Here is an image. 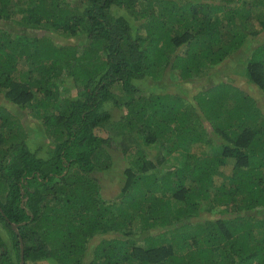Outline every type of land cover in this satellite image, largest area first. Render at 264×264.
<instances>
[{
    "label": "trees",
    "instance_id": "trees-1",
    "mask_svg": "<svg viewBox=\"0 0 264 264\" xmlns=\"http://www.w3.org/2000/svg\"><path fill=\"white\" fill-rule=\"evenodd\" d=\"M262 28L264 0H0V264H20V237L24 264H85L94 236L86 264H264V40L243 71L259 95L222 78L189 96L138 82L200 77ZM116 145L129 164L108 201L90 173Z\"/></svg>",
    "mask_w": 264,
    "mask_h": 264
},
{
    "label": "rangeland",
    "instance_id": "rangeland-1",
    "mask_svg": "<svg viewBox=\"0 0 264 264\" xmlns=\"http://www.w3.org/2000/svg\"><path fill=\"white\" fill-rule=\"evenodd\" d=\"M4 23V22H2ZM7 26V29L11 32H15L19 30V26L17 25H10L9 21L7 23H4ZM13 24V22H12ZM256 27L260 28V24L256 23ZM31 32H40V31H31ZM52 38L54 41L58 44H63L66 42H72V43H81L84 38L85 34L84 33H78L76 35H71L68 37H62V36H57L55 34H52ZM264 40V31L262 28L261 33L259 32L258 34V39L257 41L254 40L251 43L249 42L248 44L246 43V47L242 49L237 53V55H231L232 57L227 58L226 61L220 62L218 65H215L207 71V73H204L200 77H196L190 81H183L181 84L179 82H176L175 80L177 79L175 71H170L168 68H166L162 76L158 80H155L153 78H147L145 77L142 80H139L140 86L143 88L150 87L152 85H156V91H160L161 89H164L166 91H176L180 92L182 94H191L192 92L196 91L197 89L205 88L207 84H212V81L215 78H222L225 81L235 83L239 87H242L244 90H249L250 93L259 95L258 90L256 87L253 85L249 84L247 81L246 75L244 74V64L247 58L248 53L250 52L251 48L257 44L258 42L260 43L261 41ZM247 51V52H246ZM24 67V64H21V68ZM217 70V71H216ZM216 71V73L214 72ZM215 73V74H214ZM211 75V76H209ZM212 80V81H211ZM57 83L60 84L59 86V91H58V97L63 98V97H71L72 95L75 94V87L73 84L72 80H68L64 85L60 83L59 80ZM214 82V81H213ZM163 87V88H161ZM113 92L119 95H122V92L119 90L118 87H115ZM258 97V96H257ZM261 100V98H260ZM105 107L111 112V118L116 119L121 113L124 112L125 108L121 104H114L111 100L108 101L105 104ZM25 116V123L28 131H32V133H35V131L38 130V133L40 131V121L41 117L32 115V114H27L24 113ZM37 134V133H36ZM41 141V143L44 141L38 140L37 141H32L28 139V143L31 148H35V146ZM119 143V140H117ZM49 142L43 143L41 146V150H36L38 155L46 156L48 153V147H49ZM207 147V144H201L198 146H193L194 150L200 151L202 149H205ZM105 150H107L111 156V164L109 167L102 169V170H96L91 172L90 174L95 177L97 182L100 185V192L101 194L107 198L108 201H116L119 199V191L121 189V186L123 185V180H124V167L129 164L127 159L124 157L123 153L121 152L120 146H113V147H106ZM170 165V162H166L161 166V172L165 171ZM220 177H218V174L215 176V181L219 182ZM119 194V195H118ZM262 212L259 214H263L264 217V207L257 211ZM148 232L155 234V235H162L166 236V233H164V228H160L157 230H149ZM0 234L6 239L9 240V234L7 230L2 226V223L0 221ZM101 239L100 236H94L89 239V244H88V250H87V255L85 262H89L92 253H93V248L95 245L99 242ZM47 260H38L35 262H29V264H49ZM85 263V264H86Z\"/></svg>",
    "mask_w": 264,
    "mask_h": 264
},
{
    "label": "water",
    "instance_id": "water-1",
    "mask_svg": "<svg viewBox=\"0 0 264 264\" xmlns=\"http://www.w3.org/2000/svg\"><path fill=\"white\" fill-rule=\"evenodd\" d=\"M12 226L15 228V230L17 231V225L16 223H11ZM20 251H21V254H20V264H24V257H23V243H22V240H21V237H20Z\"/></svg>",
    "mask_w": 264,
    "mask_h": 264
}]
</instances>
